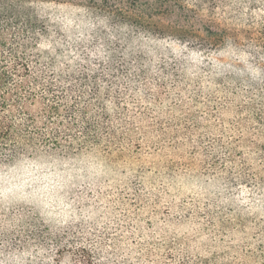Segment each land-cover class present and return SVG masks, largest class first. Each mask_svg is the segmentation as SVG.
I'll return each instance as SVG.
<instances>
[{
	"label": "trees",
	"instance_id": "16d2710c",
	"mask_svg": "<svg viewBox=\"0 0 264 264\" xmlns=\"http://www.w3.org/2000/svg\"><path fill=\"white\" fill-rule=\"evenodd\" d=\"M51 2L76 14L47 23ZM91 154L108 175L73 202L98 222L6 206L15 167ZM181 171L219 195H172ZM245 188L264 192V0H0V264H264Z\"/></svg>",
	"mask_w": 264,
	"mask_h": 264
},
{
	"label": "rangeland",
	"instance_id": "374dc122",
	"mask_svg": "<svg viewBox=\"0 0 264 264\" xmlns=\"http://www.w3.org/2000/svg\"><path fill=\"white\" fill-rule=\"evenodd\" d=\"M37 12L47 23L55 22L60 25L66 17L76 14L72 6L58 2L41 4ZM32 165L25 164L14 168V175L9 178L11 195L6 202L7 207L12 208L21 204L26 209L33 208L40 212H48L49 215L61 216L62 220L72 214L76 219L84 218L89 221L92 218L96 222L99 221L103 211L98 205L80 210L77 209L78 203L73 202L82 185L92 181L100 182L108 175L104 174L108 173L109 167L96 155L75 157L66 162L60 159L54 163L38 162L36 165L38 167L34 168H31ZM150 178L146 175L144 179L147 181ZM163 182L172 195L199 200L215 198L222 189L221 181L201 176L194 171H181L165 178ZM262 192L261 188L260 191L245 188L241 192L232 194V200L238 201L240 207L250 216L264 218V192ZM52 199H57L59 203L56 213L52 212L55 211L50 203Z\"/></svg>",
	"mask_w": 264,
	"mask_h": 264
}]
</instances>
